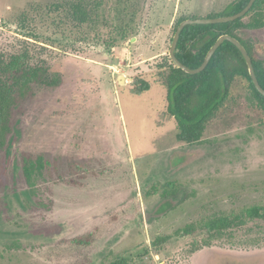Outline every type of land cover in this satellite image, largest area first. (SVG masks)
Segmentation results:
<instances>
[{"label": "rangeland", "instance_id": "obj_1", "mask_svg": "<svg viewBox=\"0 0 264 264\" xmlns=\"http://www.w3.org/2000/svg\"><path fill=\"white\" fill-rule=\"evenodd\" d=\"M232 1L0 0V57L62 79L14 109L0 149V264H264V217L246 214L264 205V108L248 81L199 141L178 140L167 112L177 19ZM237 34L264 63V25Z\"/></svg>", "mask_w": 264, "mask_h": 264}, {"label": "trees", "instance_id": "obj_2", "mask_svg": "<svg viewBox=\"0 0 264 264\" xmlns=\"http://www.w3.org/2000/svg\"><path fill=\"white\" fill-rule=\"evenodd\" d=\"M248 1L233 0L225 7L224 12L210 16L234 14L240 11ZM263 10L264 0H255L244 16L232 21L186 25L181 30L176 44L177 59L190 68L198 67L216 39L222 34H228L236 37L246 48L258 82L264 88V63L255 56L251 45L237 34V31L242 28L262 27L264 25ZM251 14L250 21L244 22L243 18ZM183 19L185 18L177 19L173 33ZM237 76L248 81L253 98L260 107L264 108V96L255 89L245 60L229 41H224L218 46L205 68L198 73L190 74L178 67H169L165 77L167 112L176 121L178 140L187 143L199 141L207 119L228 98L231 83ZM61 83V77L54 73L50 75L49 67L45 64H26L19 57L14 56L8 60L0 57V149L5 148L7 154L12 142L10 136L17 123V120L13 121L14 109L33 94L34 88H54ZM149 87V83L143 82L133 89L132 93L140 94ZM42 161V157H39L35 164L29 158H24L22 170L27 181L32 178L34 172H40L47 164H43ZM3 169L4 166L1 173ZM246 214L249 217H264V205L251 206L246 209ZM227 223L228 220L223 217L210 221L212 226L219 229L225 227ZM88 241L87 235L83 238H75L71 242L82 245ZM122 263V261H116L110 264Z\"/></svg>", "mask_w": 264, "mask_h": 264}, {"label": "water", "instance_id": "obj_3", "mask_svg": "<svg viewBox=\"0 0 264 264\" xmlns=\"http://www.w3.org/2000/svg\"><path fill=\"white\" fill-rule=\"evenodd\" d=\"M254 1L255 0H249L247 2V4L240 11H238L234 14L220 15V16H216V17H198V18L190 17V18H185L182 21H180L178 23V25L176 26V29L173 33L169 52H168L169 58H170L171 62L174 64V66L178 67V68L182 69L183 71L190 73V74L198 73L205 68V66L207 65V63L211 59L213 53L218 48V46L224 41H229L237 48V50L240 52L241 56L245 60V63L248 67L249 76L251 78V81H252L255 89L262 96H264V88L258 82V79L256 77V74H255L253 66H252L251 58H250L246 48L243 46V44L236 37H233V36L228 35V34L220 35L216 39V41L213 43V45L209 48V50L207 51L202 63L198 67H195V68H190V67L184 65L183 63H181L177 59V57L175 55L176 44H177V41L179 39L180 32L186 25L222 23V22L232 21L234 19H237V18L244 16L249 11V9L252 7ZM118 81H119V83L120 82L122 83L123 82V76L120 75Z\"/></svg>", "mask_w": 264, "mask_h": 264}]
</instances>
